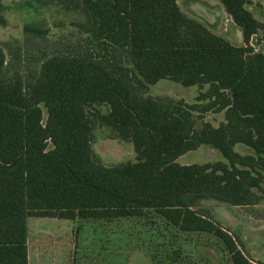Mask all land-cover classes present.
<instances>
[{
  "label": "trees",
  "instance_id": "16d2710c",
  "mask_svg": "<svg viewBox=\"0 0 264 264\" xmlns=\"http://www.w3.org/2000/svg\"><path fill=\"white\" fill-rule=\"evenodd\" d=\"M219 1L244 45L177 0H28L69 22L0 41V264L30 263V218L133 220L153 264H264L204 207L264 201V53L250 46L264 22L250 0ZM162 80L197 87L195 101L152 95ZM98 132L135 160L104 164ZM202 148L207 161L179 162ZM213 240L219 263L198 250Z\"/></svg>",
  "mask_w": 264,
  "mask_h": 264
},
{
  "label": "rangeland",
  "instance_id": "374dc122",
  "mask_svg": "<svg viewBox=\"0 0 264 264\" xmlns=\"http://www.w3.org/2000/svg\"><path fill=\"white\" fill-rule=\"evenodd\" d=\"M181 11L215 34L224 37L234 46H242L241 30L234 24L219 0H177ZM4 23H0V41L22 42L25 24L41 18L55 24L67 23L69 18L54 8L29 5L28 0H2ZM250 12L264 22V0H250ZM251 47L264 53V32L251 39ZM152 95H168L194 102L197 87H183L162 80L151 87ZM206 120L218 125L221 115H209ZM94 152L106 165L135 160L132 143L110 140L98 132ZM198 150L180 158L181 164H201L209 159L205 150ZM213 219L238 237L246 254L255 262L264 263V201L256 206L234 207L205 202ZM144 234L133 220H122L117 225L81 224L58 219L30 218L28 221L29 264H153L146 252L140 249ZM207 243V242H206ZM185 247V246H184ZM220 246L213 240L210 245H199L198 250L214 263H219ZM190 249V248H189ZM186 251V248H185ZM187 252V251H186ZM204 264V263H203Z\"/></svg>",
  "mask_w": 264,
  "mask_h": 264
},
{
  "label": "built area",
  "instance_id": "2783aa9c",
  "mask_svg": "<svg viewBox=\"0 0 264 264\" xmlns=\"http://www.w3.org/2000/svg\"><path fill=\"white\" fill-rule=\"evenodd\" d=\"M250 43H251V41H250ZM250 45H252V44H250Z\"/></svg>",
  "mask_w": 264,
  "mask_h": 264
},
{
  "label": "crops",
  "instance_id": "0c3cea01",
  "mask_svg": "<svg viewBox=\"0 0 264 264\" xmlns=\"http://www.w3.org/2000/svg\"><path fill=\"white\" fill-rule=\"evenodd\" d=\"M178 2V1H177ZM235 24V23H234ZM210 29V28H209Z\"/></svg>",
  "mask_w": 264,
  "mask_h": 264
}]
</instances>
